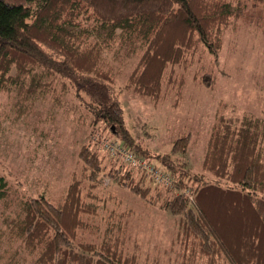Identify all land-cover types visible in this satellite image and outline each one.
Here are the masks:
<instances>
[{"label": "trees", "instance_id": "16d2710c", "mask_svg": "<svg viewBox=\"0 0 264 264\" xmlns=\"http://www.w3.org/2000/svg\"><path fill=\"white\" fill-rule=\"evenodd\" d=\"M256 1L264 4V0ZM21 2L0 0V90L25 83L29 89L44 76L60 77L66 80L68 92L86 101L94 120L104 122L110 136L127 148L132 147L130 132L104 54L108 41L120 37L128 43L140 42L142 55L125 85L158 102L167 92L179 93L182 76L176 70L197 43L216 56L241 5L234 7L231 0ZM85 22L91 27L81 26ZM94 33L99 38L93 39ZM187 135L174 141L170 154L155 159L159 168L171 173L175 185L168 190L176 195L152 186L146 174L122 166L103 151L108 166L97 151L87 147L81 148L79 158L95 173L97 183L101 184L99 176H105L108 185L119 186L145 206L176 218L169 247L156 256V263L181 254L177 264H189L195 258H205L206 264H219V260L264 264V121L218 118L198 172L174 167L172 154L185 151ZM134 150L146 159L142 150ZM206 174L228 186L209 182ZM184 189L191 192L192 202L182 193ZM82 190L80 181L73 178L59 204L30 197L20 203L19 217L7 220L13 229L10 237L31 253L29 264H138L119 230L126 210L105 223L95 242L78 239L80 230L89 229L84 217L96 210ZM6 198L7 184L0 176V199Z\"/></svg>", "mask_w": 264, "mask_h": 264}, {"label": "rangeland", "instance_id": "374dc122", "mask_svg": "<svg viewBox=\"0 0 264 264\" xmlns=\"http://www.w3.org/2000/svg\"><path fill=\"white\" fill-rule=\"evenodd\" d=\"M231 2L234 7L241 3L240 12L231 30L224 32L216 56L197 43L176 70L182 76L179 93L167 92L158 102L131 92L125 85L142 55L140 42L108 39L104 54L115 76L130 145L142 150V155L158 167L155 159L170 154L174 141L188 134L185 151L172 154L174 167L198 172L211 130L220 117L264 121V4L256 0ZM81 26L91 27L88 22ZM97 38L94 33L93 39ZM27 86L13 84L8 90H0V176L7 184V198L0 199V264H29L32 260L23 243L10 237L13 229L7 224V220L19 217L20 203L30 197H44L57 205L73 178L80 181L82 196L96 208L93 216L84 217L89 229L80 230L78 239L95 242L105 223L118 211L126 210L128 215L119 222L125 246L138 264H158L156 256L169 247L176 218L145 206L119 186L108 185L105 176H99L101 184L96 182L95 173L83 164L79 152L87 147L105 161L101 142L113 137L104 122L94 120L86 101L68 92L66 80L48 75L36 87ZM206 177L209 182L215 180ZM214 182L222 188L228 186L224 180ZM159 188L177 194L168 190L172 188ZM180 256L161 258L159 264H177ZM206 263L205 258L189 262ZM218 263L226 264L222 260Z\"/></svg>", "mask_w": 264, "mask_h": 264}, {"label": "built area", "instance_id": "2783aa9c", "mask_svg": "<svg viewBox=\"0 0 264 264\" xmlns=\"http://www.w3.org/2000/svg\"><path fill=\"white\" fill-rule=\"evenodd\" d=\"M101 150L111 160H117L124 167L136 169L146 174L152 186L162 188H173L175 180L169 171H165L143 157L137 156L133 147L127 148L119 143L115 138L107 139L101 142ZM106 183L108 180H105ZM182 193L192 202V196L189 189L182 190Z\"/></svg>", "mask_w": 264, "mask_h": 264}]
</instances>
